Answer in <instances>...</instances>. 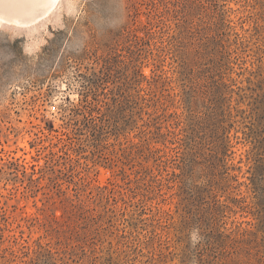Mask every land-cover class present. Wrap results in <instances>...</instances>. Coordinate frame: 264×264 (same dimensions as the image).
<instances>
[{
    "label": "rangeland",
    "instance_id": "obj_1",
    "mask_svg": "<svg viewBox=\"0 0 264 264\" xmlns=\"http://www.w3.org/2000/svg\"><path fill=\"white\" fill-rule=\"evenodd\" d=\"M0 264H264V0L0 20Z\"/></svg>",
    "mask_w": 264,
    "mask_h": 264
},
{
    "label": "bare ground",
    "instance_id": "obj_2",
    "mask_svg": "<svg viewBox=\"0 0 264 264\" xmlns=\"http://www.w3.org/2000/svg\"><path fill=\"white\" fill-rule=\"evenodd\" d=\"M59 0H0V20L31 24L47 16Z\"/></svg>",
    "mask_w": 264,
    "mask_h": 264
}]
</instances>
